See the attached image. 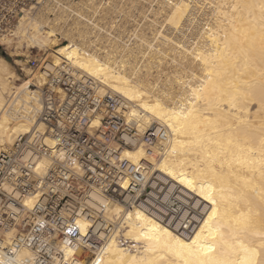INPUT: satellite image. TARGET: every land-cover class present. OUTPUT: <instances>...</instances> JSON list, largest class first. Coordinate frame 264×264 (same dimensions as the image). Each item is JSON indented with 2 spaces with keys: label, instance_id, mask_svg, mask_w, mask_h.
<instances>
[{
  "label": "bare ground",
  "instance_id": "bare-ground-1",
  "mask_svg": "<svg viewBox=\"0 0 264 264\" xmlns=\"http://www.w3.org/2000/svg\"><path fill=\"white\" fill-rule=\"evenodd\" d=\"M83 1L92 13L58 1L57 11L49 5L38 15L26 13L0 44L6 50L18 44L19 51L25 43L28 56L35 48L53 51L46 68L70 63L95 78L102 93L129 101L128 120L141 130L152 124L166 127L169 139L159 140L151 156L142 146L126 150L124 156L135 164L151 162L155 172L192 191L208 209L187 239L136 208L125 211L111 202L103 220L124 228L134 246L122 247L116 231L106 238L99 262L76 258L73 264H264L262 0H156L152 3L159 10L151 12L148 30L141 28L144 33L150 29V36L137 29L139 24L130 35L117 32L113 20L105 21L108 0ZM102 1L109 6L103 9ZM96 2L103 11L96 12ZM123 4L119 9L116 5L119 13ZM71 14L76 17L69 29L58 27ZM159 19L163 22L158 28ZM61 31L67 44L58 43ZM170 62V70H164ZM39 75L36 90L32 82L16 85L15 73L0 56V154L11 152L20 137L45 131L39 114L40 90L47 79L43 72ZM47 143L52 145L49 139ZM48 166L44 159L39 168L46 171ZM94 197L106 204L102 195ZM33 203L26 202L29 207ZM61 250L67 259L82 253L78 247ZM0 262L5 264L1 253Z\"/></svg>",
  "mask_w": 264,
  "mask_h": 264
},
{
  "label": "built area",
  "instance_id": "built-area-1",
  "mask_svg": "<svg viewBox=\"0 0 264 264\" xmlns=\"http://www.w3.org/2000/svg\"><path fill=\"white\" fill-rule=\"evenodd\" d=\"M59 5L57 0H0V38L26 13L38 15L47 6L57 11ZM42 72L47 84L40 90L39 120L45 131L20 137L11 152L0 154V253L5 264H73L76 258L97 263L106 238L116 231L122 247L134 246L124 228L103 220L111 202L125 211L136 208L190 238L202 224L207 205L155 172L151 162L135 164L124 156L141 146L151 156L159 140L169 139L168 129L152 124L141 130L128 120L129 101L102 93L95 78L70 63L44 66ZM44 159L49 166L41 171ZM94 193L105 197L106 204ZM28 199H34L31 207ZM76 221L86 222L85 232ZM63 246L82 253L67 259Z\"/></svg>",
  "mask_w": 264,
  "mask_h": 264
},
{
  "label": "rangeland",
  "instance_id": "rangeland-1",
  "mask_svg": "<svg viewBox=\"0 0 264 264\" xmlns=\"http://www.w3.org/2000/svg\"><path fill=\"white\" fill-rule=\"evenodd\" d=\"M58 2H61V4L62 5H64V6H66V5H71L72 6V9H79V10H83L84 8H85V11L83 10V11H81V12H84V13H92L91 11L93 10V8H92V10H89L90 9V5H88L89 3H87V2H82V0H57ZM98 1V0H97ZM111 0H108V3H110L111 5L110 6H112V8L107 4V1H106V5H104L105 4V1H102V2H104V3H102L101 5H100V3H98V2H96V3H94V5H96V6H98L99 7V5L101 6V7H103V9H105V7H108V8H106V10L105 11H103V9L102 8H97V11L96 12H98L99 13V10L101 11V9H102V11L103 12H105V13H108V14H110L109 16L107 15L106 17H108V18H105L104 20L105 21H108L109 22V20H113L114 21V23H116L117 24V27H116V29L119 27V29L117 30V32L119 31L120 32V29H122L121 30V32L122 33H124V34H127V35H130L131 34V32L132 31H134L133 29H135V27H137L138 25L137 24H139V26L137 27V29L138 30H140L141 28H143V29H147L148 30V27H149V25L148 24H146V22L148 23L149 21L151 22L153 19H154V16H153V14L151 13L153 10H154V8H155V10L154 11H156V9H158L159 10V7L160 6H157L158 5V3H152V2H157L156 0H148V2H147V0H143V2H142V0H123V1H125L124 2V4L123 3H120L121 2V0L119 1V0H117L115 3L116 4H112V2H110ZM137 1H138V3H137ZM132 2V3H131ZM136 2V3H135ZM85 3H87V5L85 4ZM123 4L122 5V7H121V9H125V11H123L122 10V12L124 13H122V12H118L117 11V8H116V5H118V4ZM129 4V6H127L128 4ZM134 4V5H132V6H130L131 4ZM73 4H74V6H73ZM80 4H82V5H80ZM99 4V5H98ZM118 5V9L120 8V6L121 5ZM137 4V5H136ZM114 5H115V10H114ZM125 5V6H124ZM145 5V6H144ZM96 6H95V9H96ZM105 6V7H104ZM124 6V7H123ZM137 6V7H136ZM139 6V7H138ZM144 6V7H143ZM152 6V7H151ZM63 7V6H62ZM74 7H76V8H74ZM80 7V8H79ZM83 7V8H82ZM87 7H89V8H87ZM132 7V8H131ZM151 7V8H150ZM109 8H111V9H113V12H112V10H111V13H109ZM134 8V10H132ZM137 8V9H136ZM144 8H146L145 10H144ZM150 8V10H149V12L147 11L148 9ZM99 9V10H98ZM109 11H108V10ZM127 9V10H126ZM128 9H130V11L128 10ZM143 10V12H142V10ZM78 10V11H79ZM132 10V11H131ZM137 10V11H136ZM87 11V12H86ZM89 11V12H88ZM116 11V12H115ZM140 11H141V14H140ZM102 12V13H103ZM118 12V13H117ZM129 12H132V13H129ZM135 13V14H134ZM145 13H146V15H145ZM150 13V14H149ZM104 14V13H103ZM102 14V15H103ZM129 14V15H128ZM98 15L99 14H97V15H95L94 17H98ZM115 15H117V17L115 16ZM120 15V16H119ZM119 16V17H118ZM136 16V17H135ZM143 16V17H142ZM144 16H146L147 17V19H146V17H144ZM151 16H153V17H151ZM75 17L76 16H74L73 14H71L70 15V17L69 18H66V21H64V20H62V21H59V26L58 27H60V28H62V30H66V29H69V27H68V24H71L74 20L73 19H75ZM99 17H100V15H99ZM124 17V18H123ZM54 17L52 16L51 17V19H53ZM113 18H116V19H113ZM132 18V19H131ZM137 18V19H136ZM145 18V19H144ZM149 18V19H148ZM152 18V19H151ZM129 19V20H128ZM122 20H124V21H122ZM134 20V21H133ZM149 20V21H148ZM64 21V22H63ZM120 21V22H119ZM157 21H160L159 23H158V25L157 24H155L156 25V27H158L159 25H160V23L161 22H163V20L162 19H159V20H157ZM119 23V26H118V23ZM145 24H144V23ZM127 23V24H126ZM142 24V25H141ZM58 25V24H57ZM121 25V26H120ZM126 25V26H125ZM133 25V26H132ZM150 25H151V23H150ZM114 26H115V24H114ZM135 26V27H134ZM142 26H147L146 28H144V27H142ZM132 27V28H131ZM160 27V26H159ZM158 27V28H159ZM153 28V27H152ZM143 29H141L142 31H143ZM137 30V31H138ZM147 30H145V31H147ZM125 31V32H124ZM142 31H140L139 33H141ZM62 32L63 31H61V34L59 33L58 34V36H57V40H58V43L60 44V45H64V44H67V41H66V39L64 38V36H63V34H62ZM120 32V33H121ZM130 33V34H129ZM143 33H144V31H143ZM114 34H115V32H114ZM144 34H146L147 36H150L151 34H150V29H149V31H147V32H145ZM62 35V36H61ZM135 38V37H134ZM133 38V39H134ZM133 39H132V41H133ZM28 46H27V44H22V49L21 50H17V48H18V44H13V47H11L9 50H6V48L5 47H1V51H0V56L4 59V60H7V62L10 64V66H11V69L13 70V72L15 73V76H16V78H14L13 79V82L16 84V85H20V84H26L25 82H29V83H27V84H30V82H32L33 84H35V85H32V89H35L36 90V88H38L41 84L39 83V81H37L36 79H37V77H39V78H41V80H42V77H41V75H39V72H42V69L44 68V66H45V64H46V62L50 59V57L52 56V52L53 51H43V52H41L38 48H35V49H32L31 50V56H28V54H29V52H26V48H27ZM3 53H5V55H3ZM23 55H22V54ZM27 53V54H26ZM11 54V55H10ZM20 54V55H19ZM25 55H27V56H25ZM37 60V61H34V60ZM34 62H39V64H38V66L37 67H35V66H33V65H31L32 63H34ZM165 65V64H164ZM167 65V66H166ZM164 67H166V68H164V70H167V68H168V71L170 70V65L172 66V64H171V62L169 63V65L168 64H166ZM30 71V72H29ZM165 72H167V71H165ZM164 76V75H163ZM164 78V77H163ZM8 99V98H7Z\"/></svg>",
  "mask_w": 264,
  "mask_h": 264
},
{
  "label": "snow or ice",
  "instance_id": "snow-or-ice-1",
  "mask_svg": "<svg viewBox=\"0 0 264 264\" xmlns=\"http://www.w3.org/2000/svg\"><path fill=\"white\" fill-rule=\"evenodd\" d=\"M261 6L264 7V0H262ZM76 224L78 227H80V229L82 231L87 227V225H81L79 221H76ZM69 231H71V228L69 229ZM69 251H71V250H69ZM0 264H2V262H0ZM250 264H256V262L254 260H252V261H250Z\"/></svg>",
  "mask_w": 264,
  "mask_h": 264
},
{
  "label": "water",
  "instance_id": "water-1",
  "mask_svg": "<svg viewBox=\"0 0 264 264\" xmlns=\"http://www.w3.org/2000/svg\"><path fill=\"white\" fill-rule=\"evenodd\" d=\"M0 51H1V47H0ZM3 55H5V53H3Z\"/></svg>",
  "mask_w": 264,
  "mask_h": 264
}]
</instances>
